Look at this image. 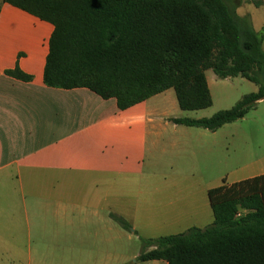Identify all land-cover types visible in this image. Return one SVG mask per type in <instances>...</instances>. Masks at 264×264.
Listing matches in <instances>:
<instances>
[{
	"label": "trees",
	"instance_id": "1",
	"mask_svg": "<svg viewBox=\"0 0 264 264\" xmlns=\"http://www.w3.org/2000/svg\"><path fill=\"white\" fill-rule=\"evenodd\" d=\"M53 25L46 86L87 88L127 110L169 89L181 110L209 108L206 72L258 87L234 107L176 125L216 132L264 100V33L237 13L241 0H1ZM262 7L263 0H250ZM7 75L24 82L19 68ZM213 192V191H212ZM213 223L184 234L142 240L140 262L264 264V175L226 190ZM121 227L129 223L111 215Z\"/></svg>",
	"mask_w": 264,
	"mask_h": 264
},
{
	"label": "crops",
	"instance_id": "2",
	"mask_svg": "<svg viewBox=\"0 0 264 264\" xmlns=\"http://www.w3.org/2000/svg\"><path fill=\"white\" fill-rule=\"evenodd\" d=\"M246 14L253 24L249 9ZM261 25L260 31L254 28L256 32L264 33V16ZM53 32L52 24L0 0V261L4 264H38L34 260L43 256L38 249L33 251L31 235L22 231L31 224L29 194L41 201L53 198L58 212L99 218L107 203L106 194L101 198L106 192L102 186L108 180L141 175L163 133L171 125L176 132L183 127L159 106L173 89L121 111L115 99L105 100L87 88L46 86ZM17 68L32 81L7 75ZM262 175L234 182L226 190ZM81 196L83 205L77 202ZM214 202L212 197L210 208ZM105 213L104 219L59 222L70 232L67 248L58 256L120 264L125 230L112 216L107 220ZM13 228L19 230L14 236ZM88 228L94 230H80Z\"/></svg>",
	"mask_w": 264,
	"mask_h": 264
},
{
	"label": "rangeland",
	"instance_id": "3",
	"mask_svg": "<svg viewBox=\"0 0 264 264\" xmlns=\"http://www.w3.org/2000/svg\"><path fill=\"white\" fill-rule=\"evenodd\" d=\"M241 1L237 13L244 17L249 9L251 16H254V28L260 31L263 6L250 7L253 5L250 0ZM206 76L213 100L209 108L182 111L173 90L160 99L159 106L173 118L208 119L220 111L231 109L244 96L258 91L254 83L241 77L222 80L212 70H208ZM149 159L141 175L108 180L102 186L106 192L101 194V198L106 194L107 203L106 210L100 211L99 218L79 212H58L53 198L47 199L46 196L41 201V197L29 194L26 198L31 224L22 231H26L29 238L31 235L29 246L33 251L38 249L43 254L34 262L105 264V260L82 257L71 260L58 256L66 250L70 232L59 222L104 219L105 212L107 220L115 214L130 225L129 230L123 228L125 236L120 250V264H152L138 260L144 239L179 235L193 227L205 229L210 226L214 221L210 199L213 197L214 201H218L234 182L264 172V101L242 120L227 124L216 132L184 126L176 132L171 125L157 140ZM83 199L84 196H81L77 202L82 203ZM34 222L40 224L34 226ZM80 230L89 232L94 229ZM17 231L13 228L11 235H16ZM136 254L138 257L134 256ZM0 264L4 263L0 261Z\"/></svg>",
	"mask_w": 264,
	"mask_h": 264
}]
</instances>
